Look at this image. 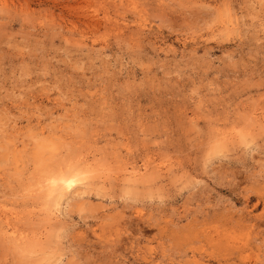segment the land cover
Listing matches in <instances>:
<instances>
[{"label": "rangeland", "instance_id": "obj_1", "mask_svg": "<svg viewBox=\"0 0 264 264\" xmlns=\"http://www.w3.org/2000/svg\"><path fill=\"white\" fill-rule=\"evenodd\" d=\"M0 264H264V0H0Z\"/></svg>", "mask_w": 264, "mask_h": 264}, {"label": "bare ground", "instance_id": "obj_2", "mask_svg": "<svg viewBox=\"0 0 264 264\" xmlns=\"http://www.w3.org/2000/svg\"><path fill=\"white\" fill-rule=\"evenodd\" d=\"M58 170V169H57ZM60 173V172H59ZM74 173V172H73ZM71 174V173H70ZM58 179V180H57ZM56 180L59 182V183H61L62 185H64L65 186V189H67V187H71L70 185L72 184V183H74L75 181L73 180V177H71V176H66V177H64V176H61V177H59V178H57L56 177ZM55 182V181H54ZM53 182V183H54ZM50 183V182H49ZM56 185V184H55ZM61 185V186H62ZM67 186V187H66ZM64 190V189H63ZM44 194V193H43ZM48 196V195H47Z\"/></svg>", "mask_w": 264, "mask_h": 264}]
</instances>
